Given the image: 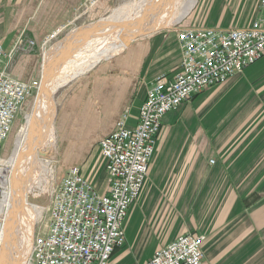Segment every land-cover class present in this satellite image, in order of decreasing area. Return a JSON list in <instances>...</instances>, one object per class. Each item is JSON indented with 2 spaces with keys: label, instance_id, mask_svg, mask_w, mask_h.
I'll list each match as a JSON object with an SVG mask.
<instances>
[{
  "label": "crops",
  "instance_id": "0c3cea01",
  "mask_svg": "<svg viewBox=\"0 0 264 264\" xmlns=\"http://www.w3.org/2000/svg\"><path fill=\"white\" fill-rule=\"evenodd\" d=\"M79 1L0 0V27H3L0 43L7 46L8 51L6 43L24 35L27 37L22 38L24 45L31 49L29 40L37 43L45 31L61 25L73 15ZM243 3L247 4L246 10L252 9L254 4L255 9L258 7V0H236V8ZM251 20L243 18L239 25L232 27L245 26ZM200 23L198 17L191 25ZM20 27L23 32H18ZM34 46L32 48H36ZM123 47L70 84L74 86L66 93L57 114L56 143L62 162L65 166L77 164L81 174L100 193L106 190V173L97 144L99 138L109 134L122 115L127 127L135 126L147 87L159 74L173 75L181 60L172 28L133 38ZM22 53L16 52L11 72L18 79L29 81L36 74L37 58L32 50L29 54ZM263 71L264 56L241 73L202 91L177 111L163 116L148 166L149 191L139 199L147 182L145 179L123 222L125 243L115 249L108 264H141L156 247L183 232L204 235L201 264H264V161L238 163L234 147L238 145L236 136L227 132L233 127L230 124L239 122L242 117V110L235 105H240L243 95V106L263 105V98L253 97L260 95L264 86L247 85ZM189 105L198 106L210 122L214 121L210 115L214 109L218 114V133L162 129L173 123ZM225 106L231 107L225 109ZM231 113L235 114L232 120ZM228 122L231 123L226 131L223 128ZM257 137L264 139V128ZM200 145L205 150L211 145L218 147L214 152L218 158L209 161L205 153L197 151ZM247 186H251L249 191L242 188ZM136 202L142 209L147 203H151V208L155 202L182 204L184 223L167 231L164 225L168 219L163 216L160 221V206L149 221V214L144 210L143 216L140 212L139 219L130 224L133 218L130 219L129 214ZM150 237H154L152 245L148 244Z\"/></svg>",
  "mask_w": 264,
  "mask_h": 264
},
{
  "label": "built area",
  "instance_id": "2783aa9c",
  "mask_svg": "<svg viewBox=\"0 0 264 264\" xmlns=\"http://www.w3.org/2000/svg\"><path fill=\"white\" fill-rule=\"evenodd\" d=\"M83 1L84 13L97 3ZM174 30L181 51L176 71L170 77L157 75L147 87L135 126L127 127L122 115L111 132L98 140L105 192L97 191L78 165L68 166L51 188L48 223L32 239L31 264H108L115 249L125 243L123 222L147 177L163 116L264 56V0H258L255 18L245 26L191 25ZM28 44L33 46L34 41ZM19 48L6 51L0 44V191L4 145L26 98L40 83L12 74ZM204 238L191 232L178 234L141 264H201Z\"/></svg>",
  "mask_w": 264,
  "mask_h": 264
},
{
  "label": "rangeland",
  "instance_id": "374dc122",
  "mask_svg": "<svg viewBox=\"0 0 264 264\" xmlns=\"http://www.w3.org/2000/svg\"><path fill=\"white\" fill-rule=\"evenodd\" d=\"M134 2L133 0H97L96 5L94 8L90 9L88 12L84 13L86 8V3L82 0L79 1L78 5L76 6L73 15L70 16L66 21H64L61 25L58 27L64 26L63 30L60 32V34L57 36V38H51L49 42L48 39L45 40V46L44 48L41 47V42L43 44V37L45 35H52L53 32L58 27H53L52 29H49L48 32L45 31L43 35H41L42 39H40L36 44V48H32L30 46L28 49L26 47V42L23 41L21 37H18V39L14 41H9L6 43L8 45V51H12L15 46L17 45L20 52H24L22 54H29L30 51H33V54L36 56V74L31 79H36L40 81L39 86L37 88H34L31 94L26 98L20 112L18 113L10 134L6 140V143L4 145V155H5V162L2 167V169H6V172L4 173V182L2 186V190L0 191V199L5 198L7 199L9 197V203L10 207L6 209L5 207H1L0 204V226L2 224V219L4 216L8 215V211L10 209H13L15 206L14 203H18L22 206L27 205L29 208H25L24 211H21L22 213H18V218L14 219V225L13 221L10 222L9 228H8V238L10 241V250H9V261L8 264H12L16 261L17 258V250L18 247L21 246L22 254L19 255L18 259L21 262V264H31L30 260V250H31V243L32 239L35 235L39 233H43L46 229L48 219H49V213H48V205H49V197L51 188L59 181L60 177L64 173L65 169L70 165H64L62 162V155L58 151V143H56V127H57V114L60 110V106L63 102V98L65 97L66 93L70 91V89L74 85H70L71 83L75 82L77 79H79L83 74H85L89 68L85 69L82 74L79 73L74 75L71 79L63 83L55 92L54 94V100L56 103V111L54 114V136L55 141L54 145L50 144L48 147L43 148L41 150L42 152L38 154V157L49 161L48 165V173L46 174V182H41L42 180L40 177V174L37 172L40 170L41 164L39 159L34 162L33 160L29 162L31 159H28L24 161L25 163H17L15 170L14 168V149L19 143H21L25 130L27 126L30 123L31 120V113L34 108V100L39 95L41 91V82H42V71H43V64L48 57V55L55 51V54H51L53 56V61L56 60V58L61 55L63 52L60 53L61 48L60 43L64 42V40H68L69 34H74L77 30L82 29V36L86 37L91 33L92 29H87V25L90 23L96 22L100 18L107 17L113 10L117 9L121 5L129 4L130 2ZM193 4V0H188L183 5L184 10L177 14L171 21L169 25H166L163 28L155 29L154 31H165L170 28L174 30V28H178L177 25H181V27L185 26H191V22H194L198 17L200 18L201 22L200 25L202 26H212V27H220V26H227L232 27L239 25L243 18L246 20H251L255 17L257 13V9H255L256 4L252 5V9L246 10L245 3L240 4L239 8H236V0H196ZM258 6V4H257ZM140 20V17L138 14H134L132 16H123V18H119L117 20L118 23H115L112 27H107L102 32H98L99 35H101V39L98 35H95L92 37V44L97 43L95 45H92L91 48H94V50H98L99 48H102L109 42V38H112L117 33H122L123 31L130 28L131 25L137 24ZM127 26V27H126ZM193 26H199V25H193ZM126 27V28H125ZM110 28V29H109ZM3 29V27H0V31ZM23 28L20 27L18 30L22 31ZM48 30V29H47ZM54 30V31H53ZM89 31V32H88ZM148 32V33H152ZM147 33V34H148ZM175 33V30H174ZM48 35V36H49ZM146 34L140 33L139 35L133 36L129 41L135 39L136 37H141ZM98 38V39H97ZM32 40V39H30ZM94 40V41H93ZM34 41V40H33ZM68 42V41H67ZM1 44V43H0ZM64 44V43H63ZM62 44V45H63ZM2 45V44H1ZM3 46V45H2ZM5 46V45H4ZM3 46V47H4ZM70 46H74L71 45ZM69 46V47H70ZM88 46V45H86ZM81 48L84 49L86 48ZM125 46V45H124ZM4 48L7 49V46ZM89 49V48H88ZM86 49V51L83 52V54H90L92 52V49ZM121 49H124L122 47ZM120 49V50H121ZM18 50V51H19ZM119 50V51H120ZM119 51L113 52L112 55L118 53ZM66 52V51H64ZM110 55V56H112ZM109 56V57H110ZM102 60V59H101ZM87 70V71H86ZM76 76V77H75ZM75 77V78H74ZM247 85H263L264 86V71L260 75L259 78L253 79L251 83H247ZM263 90H260V95H254L255 97H261L264 99V88ZM255 93V92H254ZM242 101H239L240 105L238 104L235 107L239 110H242V117L239 119V122H228L226 123V126L223 128L226 130V128L230 125H233V127L230 128V130H226L230 134H233V136H236L235 140L238 142V145L234 144L235 147V157L238 160V163H262L264 161V153L262 152L264 149V139L261 137H257V135L262 133V130L264 128V102L263 105L258 107L254 105H248L243 106L241 102H243L244 95L241 97ZM231 106H225V109H228ZM188 109L184 111H181L175 121L171 123L169 126L162 127V129H172V130H182V129H188V130H201V131H211L212 133H218V114L214 111L210 113V115H213L212 118L214 121H208L207 117L205 115H202L200 113V110L198 109V106H188ZM177 111V110H176ZM186 114V117L184 116ZM226 114V113H225ZM233 115V117H232ZM234 113H231L230 117L231 120L234 118ZM210 120V119H209ZM201 141V138L198 139ZM212 140V139H210ZM209 150H205L203 145H200V148H197L198 152L205 153L207 156V159L210 161L211 159L216 160L215 151L218 150V147L211 145L209 146ZM153 156V155H152ZM34 158V157H33ZM42 163V162H41ZM40 165V166H39ZM71 165H77V164H71ZM19 166V167H18ZM43 166V163H42ZM51 176V177H50ZM147 180V178H146ZM2 182V180H1ZM150 183V180H147V182L144 184V187L141 190L139 199H142L149 191V188L147 183ZM41 183V184H40ZM148 183V184H149ZM246 191H249L251 189V186L242 187ZM41 189H45L44 191L40 192ZM11 197V198H10ZM16 197H19L18 200H15ZM139 201V200H138ZM11 202L13 204L11 205ZM146 204V203H145ZM255 204V203H253ZM135 205V206H134ZM133 205V209L131 211V214H129V218L133 220L130 224L134 223L135 219L137 218L138 214L140 213L141 216H143V211L146 210L148 215V220L150 218L154 217V211H157V209L161 206L162 212L160 216V221H163L162 217L164 216L166 219H168V222H166V225H164V228L167 229V231L182 227L184 220L181 218L182 216V204L180 206H175V203H153V206L151 208V203H147L146 207L142 209L140 207V203H135ZM148 206V207H147ZM37 209V211H35ZM37 212V213H36ZM39 213V214H38ZM146 214V216H147ZM173 215H176L174 218ZM11 218V217H9ZM146 218V217H145ZM31 226L30 231V244L28 246L25 245L22 237V233L26 231V228ZM161 228V227H160ZM133 229H131V233L133 234ZM131 234V235H132ZM21 239V240H20ZM154 237H150L148 244L152 245L154 244ZM20 254V251L19 253ZM147 260V259H146ZM18 264V263H17Z\"/></svg>",
  "mask_w": 264,
  "mask_h": 264
},
{
  "label": "bare ground",
  "instance_id": "6f19581e",
  "mask_svg": "<svg viewBox=\"0 0 264 264\" xmlns=\"http://www.w3.org/2000/svg\"><path fill=\"white\" fill-rule=\"evenodd\" d=\"M133 1L134 2L131 1L129 4L121 5L117 9L113 10L107 17L100 18L96 22L87 25L86 30L92 29L93 31L86 37H84V35L82 36V29L84 28H80V30H77L74 34H69L68 40H64V42L60 43L59 47L61 48L62 46L60 53H63L59 55L55 61H53V56L51 54H55L56 50H53V52L48 55L43 64L41 82L42 87L39 95L34 100V108L31 113L30 123L25 130V134L21 143H19V145H17L14 149V170L17 163H25L24 161L28 159H31L29 162L32 160L35 162L38 158L41 167L37 172L40 174V180H42L41 182H46L45 177L48 173L47 171L49 161L38 157V154L42 152L41 150H43V148L48 147L50 144L54 145L55 136L53 118L56 111V103L54 100V94L56 90L74 75L92 67L101 59L109 57L113 52L115 53V51H119L133 36L139 35L140 33L147 34L148 32H152L155 29L163 28L166 25H169L172 19L184 10L183 5L188 0ZM195 1L196 0H193V4ZM134 14H138L140 17V20L136 22L137 24L131 25L130 28L123 31L122 33H117L114 37L109 38V42L102 48H99L98 50L91 48L92 45L97 46V43H95L94 40L93 44L91 42L93 36L98 35L100 39L102 38L98 32L104 31V29L107 27H112L115 23H118L117 20L119 18H123V16H132ZM63 27L64 26L59 27L53 32L52 35L47 36L43 40L42 47L44 48L46 45L45 40L48 39L47 42H49L51 38H57V36L63 30ZM70 44L74 46L71 47ZM85 46L86 48L81 50V48ZM88 48L92 49V52L90 54H83V52ZM38 86L39 85H37V87ZM41 162L43 163V166ZM5 172L6 169H2V185L4 182ZM44 190L45 189H41L40 192ZM18 199L19 197L15 198V200ZM9 200V197L7 199L1 198V207L8 209V207H10ZM12 204L13 202H11V205ZM14 205L15 206L13 209L8 211V215L6 213L0 226V264H8L9 261V250L11 246L8 238V228L10 222L18 218V213L21 214V211H24L25 208H29L28 204L24 207L22 204L20 206L19 202L16 204L14 203ZM35 211H37V209H35ZM30 231L31 226L29 225V227L26 228V231L22 233L23 238L21 239L26 246L30 244ZM19 251L20 254H18ZM21 254L22 250L20 246L17 250L16 261L12 264H21L19 261V255Z\"/></svg>",
  "mask_w": 264,
  "mask_h": 264
}]
</instances>
